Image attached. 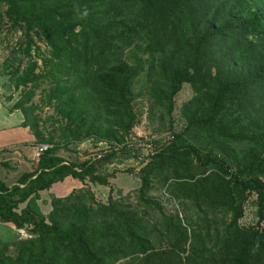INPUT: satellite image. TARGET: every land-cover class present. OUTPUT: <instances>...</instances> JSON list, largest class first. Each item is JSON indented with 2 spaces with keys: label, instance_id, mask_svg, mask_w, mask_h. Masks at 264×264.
<instances>
[{
  "label": "trees",
  "instance_id": "obj_1",
  "mask_svg": "<svg viewBox=\"0 0 264 264\" xmlns=\"http://www.w3.org/2000/svg\"><path fill=\"white\" fill-rule=\"evenodd\" d=\"M0 5V33H22L3 64L22 94L11 111L49 145L11 187L0 162V223L30 236L0 237V264H264V0ZM185 85L192 97L179 129L173 113ZM40 89L54 111L46 120L29 118ZM143 95L149 117L158 113L157 137L139 168L121 169L140 153L130 137ZM47 122L52 130L41 128ZM88 140L106 148L82 161L59 155ZM121 172L140 187L107 203L87 187L50 194L48 214L38 204L68 178L113 192ZM249 205L256 225L243 221Z\"/></svg>",
  "mask_w": 264,
  "mask_h": 264
},
{
  "label": "rangeland",
  "instance_id": "obj_2",
  "mask_svg": "<svg viewBox=\"0 0 264 264\" xmlns=\"http://www.w3.org/2000/svg\"><path fill=\"white\" fill-rule=\"evenodd\" d=\"M4 8L5 7L3 5H0V10H3ZM21 37V32L8 31L7 28H4L0 33V105H2L3 108H1V110L4 113L0 119V154L11 159L12 163H16L18 160H20V154H23V152L29 151L30 153H32L35 151V147L29 144V142H32L35 137L30 129L29 131L31 132V134L28 133V130L25 129L26 127H23L22 125V121L24 119L23 113L19 111V113H15L14 115L9 116L10 113H13L10 111L18 102V100L21 99L22 94L20 91L14 90V87L10 83L8 76L6 74H3V64L5 62V59L11 54L12 49L16 46L18 40ZM38 44L43 49H45V45L42 42L38 41ZM39 64H41V61H39ZM43 88L47 87L43 86ZM135 91L137 93L143 92L144 83H138L135 87ZM191 97L192 89L189 85H185L176 98V110L173 113V116L175 118V126L179 129L183 128L184 126V121L180 116V108L182 104L188 101ZM32 104L38 106L40 105V108L34 110L33 113L31 112V114H29V118L37 115L40 116L43 120H46L48 117L54 114L53 109L44 105L45 102L42 101L41 89L37 91V95L34 97V99H32V102H30L29 106ZM137 106L138 111L142 112V120L141 123L132 130V136L130 137V139L131 142H134L133 145H135L136 149L139 150L140 153L136 159H127L123 161V163L118 166V168L121 169H126L129 167L139 168L141 166V160H143L144 156H146V154L148 153V151L145 150V145H147L149 140H154V138L157 137V130L160 126L158 113L154 118L149 117V102L146 100L145 96L138 99ZM41 126V128L43 129V126H45L47 130L53 129L51 123L49 122L44 124L41 123ZM162 136L164 137V142L169 140V134H164ZM105 148L106 145L99 144L96 146L93 141L88 140L80 144L70 145L68 150L62 149L59 152V155L66 158V160L82 161L88 159L91 156H95V154L100 153L101 150H104ZM36 150H38L37 145ZM25 169L28 170L27 168ZM5 172L6 171L3 168L2 173L5 174ZM3 174L1 177L4 180ZM112 184L113 192H111V187L92 184L89 181L83 183L79 180L68 178L62 183L53 185L50 191L42 193L38 204L40 205L42 211L45 214H48L49 205L48 203L45 204L44 202H48V196H50V194L56 197H65L71 192L84 187L91 189L95 193L98 201L107 203L110 194H112L114 198H118L119 191L121 192V194L125 195L128 192L139 188L141 182L140 179H138L134 175L121 172L118 173L116 178L112 180ZM170 206L171 205H168V208H170ZM243 221L247 224H257V222L259 221V217L257 215L256 207L250 205L246 207ZM262 226H264V220ZM0 237L4 241L9 242H14L18 238H24L22 235L18 234V232L13 228L12 225L9 224L0 225Z\"/></svg>",
  "mask_w": 264,
  "mask_h": 264
},
{
  "label": "crops",
  "instance_id": "obj_3",
  "mask_svg": "<svg viewBox=\"0 0 264 264\" xmlns=\"http://www.w3.org/2000/svg\"><path fill=\"white\" fill-rule=\"evenodd\" d=\"M1 108H3L2 105H0V119L4 114L3 111L1 110ZM10 112H13V113H10ZM10 112H9L10 113L9 116H12L15 113H19V110L15 111V112L14 111H10ZM23 121H24V119H23ZM25 129L28 130V133L31 134V132L29 131V128H25ZM29 144H31L35 147V151L32 153H30L29 151L23 152V154H20V160H18L16 163H12L11 159L0 154V162H8L10 165L7 168H4L6 171L5 174H3L1 171V176H2V174L4 175V180L2 179V177H1V179L10 187L17 183L19 177L23 173L30 172L33 168V165L39 160L40 156H38V150H36V145H38V144L36 143L35 138L32 142H29ZM25 168H27L28 170H26ZM0 225H1V223H0Z\"/></svg>",
  "mask_w": 264,
  "mask_h": 264
},
{
  "label": "built area",
  "instance_id": "obj_4",
  "mask_svg": "<svg viewBox=\"0 0 264 264\" xmlns=\"http://www.w3.org/2000/svg\"><path fill=\"white\" fill-rule=\"evenodd\" d=\"M37 147H38V156H40L44 151H46L49 148V145L38 144ZM152 149H153L152 140H149L147 145H145V150L148 151V153L146 155H148ZM20 233L24 238L30 237L29 235H27V233H25L24 230H20Z\"/></svg>",
  "mask_w": 264,
  "mask_h": 264
}]
</instances>
